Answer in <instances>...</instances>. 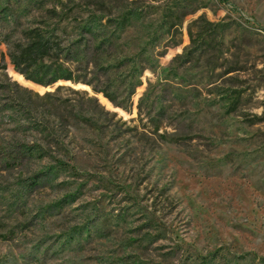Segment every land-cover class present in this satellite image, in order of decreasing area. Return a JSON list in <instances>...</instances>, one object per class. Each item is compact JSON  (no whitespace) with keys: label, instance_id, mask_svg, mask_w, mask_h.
<instances>
[{"label":"rangeland","instance_id":"374dc122","mask_svg":"<svg viewBox=\"0 0 264 264\" xmlns=\"http://www.w3.org/2000/svg\"><path fill=\"white\" fill-rule=\"evenodd\" d=\"M92 2L128 14L112 57L149 62L111 70L138 83L125 109L83 83L27 80L5 56L11 82L75 91L0 112V139L45 149L0 167V264H264V0ZM203 20L218 24L208 51L188 32Z\"/></svg>","mask_w":264,"mask_h":264},{"label":"trees","instance_id":"16d2710c","mask_svg":"<svg viewBox=\"0 0 264 264\" xmlns=\"http://www.w3.org/2000/svg\"><path fill=\"white\" fill-rule=\"evenodd\" d=\"M127 18V12L111 16L103 4L94 5L92 0H0V46L6 47V52L0 54V70L4 72L5 56H8L14 69L27 80L43 86L53 85L60 80L83 83L93 91L103 93L113 104L128 109V101L138 83L132 76L115 77L113 75L116 73L111 70L133 62L134 68L140 65L138 73L142 74L149 60L138 54L112 57L125 32ZM200 21L197 19L192 25ZM181 22L182 18L179 17L169 24V28L181 34ZM201 23L196 36L191 27L188 32L194 43L199 46L203 44L205 51H208L211 41L218 36V24L209 20ZM138 56L141 58L137 59ZM111 57L113 62H109ZM1 77L7 82L0 80V93L9 102L0 103V112L7 108V103L10 106L21 105L29 111L32 99L44 101L50 107L60 106L63 100L56 96V92L65 87L75 91L61 84L54 92L39 94L18 82H11L5 72L0 74ZM118 78L124 86L121 85L120 90H113ZM82 93L88 92L83 90ZM238 99L236 95L231 101ZM88 100L96 101L93 97H88ZM172 102L178 103L179 100L173 98ZM137 110L141 119L142 100ZM37 122L43 126L42 140L59 149L62 142L56 136L55 129L45 125L47 121L43 119ZM36 149L45 150L38 142L0 139V167L18 166L32 157ZM26 181L27 186L37 183L33 178L25 179L23 183Z\"/></svg>","mask_w":264,"mask_h":264}]
</instances>
